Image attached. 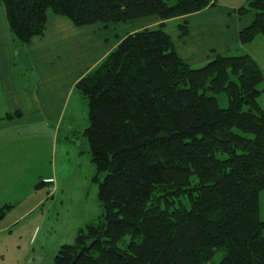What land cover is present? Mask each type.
<instances>
[{
	"label": "trees",
	"instance_id": "1",
	"mask_svg": "<svg viewBox=\"0 0 264 264\" xmlns=\"http://www.w3.org/2000/svg\"><path fill=\"white\" fill-rule=\"evenodd\" d=\"M0 3L22 45L43 36L51 17L77 28L163 22L128 35L76 85L88 105L83 135L92 163L106 174L94 178L103 212L54 264H264V70L250 55L193 69L162 29L216 0ZM236 13L254 16L239 33L241 46L264 39V0H246ZM11 209L0 208V222Z\"/></svg>",
	"mask_w": 264,
	"mask_h": 264
},
{
	"label": "crops",
	"instance_id": "2",
	"mask_svg": "<svg viewBox=\"0 0 264 264\" xmlns=\"http://www.w3.org/2000/svg\"><path fill=\"white\" fill-rule=\"evenodd\" d=\"M243 2L216 0L215 7L166 21L162 29L179 58L193 69L217 56L250 55L239 43V33L254 20L253 15H237ZM129 24L131 27L99 24L77 28L69 20L51 17L43 36L22 45L12 35L0 3V196L5 195L2 192H16V183L10 179L22 181L35 176L48 180L44 186H48L51 193L47 196L54 203L60 193L64 197L63 181L77 179L71 167L80 164L81 169L84 165L88 168L92 163L89 146L77 144L78 137L72 138L83 132L78 125L80 116L85 120V99L76 85L115 51L128 33L159 30L163 22L151 17ZM48 160L49 175L43 171ZM41 205L42 201L37 207ZM71 218L65 229L73 236L75 230L93 221L82 224ZM3 223L0 238L5 240L11 228L2 227Z\"/></svg>",
	"mask_w": 264,
	"mask_h": 264
},
{
	"label": "rangeland",
	"instance_id": "3",
	"mask_svg": "<svg viewBox=\"0 0 264 264\" xmlns=\"http://www.w3.org/2000/svg\"><path fill=\"white\" fill-rule=\"evenodd\" d=\"M245 3L246 0H244L242 5ZM117 25L131 27L129 23ZM128 35H131V32ZM245 47H247V52L251 56L258 59L259 64L262 65H260L261 68L264 70V39L258 37L253 43ZM218 99L221 108L228 106L227 98L224 94L219 95ZM84 102L83 112L85 120L83 121V117L80 116L78 121V125L82 126L81 130L83 132L89 127V122L87 126L89 110L87 101L85 100ZM260 103L264 105V94L260 99ZM83 132L72 138L78 137L77 144L81 145L84 142L88 147L89 144ZM64 137L65 135H62V138ZM45 151H47L46 148ZM89 157L91 158V154ZM79 165L76 164L71 167L72 174H76L77 179H66L63 181L65 185L64 197L61 198L60 193V198L54 203H50L51 199L47 195L51 192H47L48 186H44L45 182L48 183V180H40L35 176L32 179L25 177L22 181L10 179L11 182L16 183V192H2L5 195L0 196V208L7 205L12 208L1 225L2 227L9 226L11 230L5 237L6 243L5 240L0 238V255H3V257H0V264H54L58 250L64 245L72 244L75 240L78 230H75L73 236L65 229L71 216V221H79L85 224L91 219L93 221L96 220L102 214L103 209L99 202V184L94 181V178L98 177L100 182H102L106 174H99L93 163H90L88 168L84 165L82 169ZM43 171L47 175L50 174L49 160L45 163ZM19 184L20 192H18ZM66 196L70 197L69 201ZM41 201L43 205L38 208L37 205ZM71 202L72 205H70ZM260 204L261 218L264 220V192L261 194ZM186 207L190 208L189 203L186 204ZM67 212H69V215H67ZM222 256L223 254L221 253L215 262L219 263Z\"/></svg>",
	"mask_w": 264,
	"mask_h": 264
}]
</instances>
